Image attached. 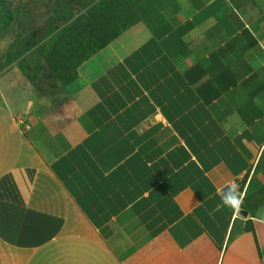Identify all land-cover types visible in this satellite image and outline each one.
Masks as SVG:
<instances>
[{
    "label": "crops",
    "instance_id": "1",
    "mask_svg": "<svg viewBox=\"0 0 264 264\" xmlns=\"http://www.w3.org/2000/svg\"><path fill=\"white\" fill-rule=\"evenodd\" d=\"M131 12L61 103L0 99V264H264V0Z\"/></svg>",
    "mask_w": 264,
    "mask_h": 264
},
{
    "label": "rangeland",
    "instance_id": "2",
    "mask_svg": "<svg viewBox=\"0 0 264 264\" xmlns=\"http://www.w3.org/2000/svg\"><path fill=\"white\" fill-rule=\"evenodd\" d=\"M135 2L0 0V99L15 111L25 107L41 114L52 100L66 97L69 86L60 92L51 60L60 59L56 70L64 69L70 55L89 48L83 44L87 34H110V25L131 17Z\"/></svg>",
    "mask_w": 264,
    "mask_h": 264
},
{
    "label": "trees",
    "instance_id": "3",
    "mask_svg": "<svg viewBox=\"0 0 264 264\" xmlns=\"http://www.w3.org/2000/svg\"><path fill=\"white\" fill-rule=\"evenodd\" d=\"M132 15L129 19L124 20L121 24L116 25H110L112 27V31H110V34L102 33L99 38L96 37L94 31H91L90 34H87V37H85L83 44L89 46L88 49H85L81 51V54H73L69 56L68 63L64 69H61L60 71H57V63L60 59H52L51 60V69L52 72L55 74L57 78H60L61 82V90H65L77 77V68L82 64L84 61H86L88 58H90L93 54H95L98 50L105 47L114 37H116L121 30L127 28L132 23ZM2 23H6L5 21H2ZM83 29V28H82ZM81 30V29H80ZM85 34L82 32V35ZM89 35V36H88ZM23 75L27 78L28 75L25 73L23 67H22ZM56 101H59L61 103V100H52L51 104L55 106Z\"/></svg>",
    "mask_w": 264,
    "mask_h": 264
},
{
    "label": "clouds",
    "instance_id": "4",
    "mask_svg": "<svg viewBox=\"0 0 264 264\" xmlns=\"http://www.w3.org/2000/svg\"><path fill=\"white\" fill-rule=\"evenodd\" d=\"M243 204V195L239 191L238 186L233 185L230 187V192L222 197V204L217 205V210H221L222 207H227L233 210L234 214L240 212Z\"/></svg>",
    "mask_w": 264,
    "mask_h": 264
},
{
    "label": "water",
    "instance_id": "5",
    "mask_svg": "<svg viewBox=\"0 0 264 264\" xmlns=\"http://www.w3.org/2000/svg\"><path fill=\"white\" fill-rule=\"evenodd\" d=\"M227 190H228V188H227Z\"/></svg>",
    "mask_w": 264,
    "mask_h": 264
}]
</instances>
